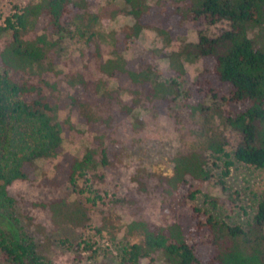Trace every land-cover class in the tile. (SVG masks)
<instances>
[{"label": "trees", "instance_id": "obj_1", "mask_svg": "<svg viewBox=\"0 0 264 264\" xmlns=\"http://www.w3.org/2000/svg\"><path fill=\"white\" fill-rule=\"evenodd\" d=\"M122 16L131 24L107 27ZM148 21L162 24L166 37L181 21L215 32L200 33L196 43L169 56L171 71L179 75L182 61L201 64L195 83L182 92L176 81L158 80L145 60L123 56ZM65 40L79 49L63 72L57 65ZM109 82L115 88L105 95ZM119 91L132 97L121 105L122 119L137 108L161 115L181 96L189 127L182 137L196 146L172 159L169 176L154 177L153 206L162 223L126 224V233L140 241L121 246L116 264H264V196L243 228L192 205L196 191L189 183L212 178L200 151L219 162L213 163L220 169L218 185L235 164L264 171V0H38L14 8L0 22V208L13 205L6 191L13 182L37 179L39 162L51 166L43 183L55 188L107 166L108 149L68 155L62 140L76 124L93 126L91 111ZM64 199L56 207L72 203ZM80 209L75 227L86 220ZM0 226L2 261L50 264L31 238Z\"/></svg>", "mask_w": 264, "mask_h": 264}, {"label": "rangeland", "instance_id": "obj_2", "mask_svg": "<svg viewBox=\"0 0 264 264\" xmlns=\"http://www.w3.org/2000/svg\"><path fill=\"white\" fill-rule=\"evenodd\" d=\"M36 1L0 0V22L10 16L14 8ZM130 24L131 19L122 16L109 21L107 27ZM163 28L160 23L148 21L140 35L128 41L123 56L130 61L145 60L158 74V80L172 79L182 92L195 83L201 64L182 61L183 71L179 75L171 71L169 56L187 44L196 43L200 33L212 35L215 32L196 21L171 25L170 37L162 33ZM77 49L78 44L65 40L57 68L66 72L71 65L68 59L77 60ZM114 88L109 82L103 93H111ZM114 97L109 104L91 111L93 126L76 124L62 140L63 152L68 155L80 157L86 150L108 149L107 166L85 172L73 185L55 188L43 183V178L50 176L51 166L39 162L34 182L16 181L6 189L14 203L10 208H0V223L6 224L13 236L23 234L31 238L37 253L50 264H116L121 246L140 241L137 235L126 233V224L137 219L162 223L153 206L154 177L169 176L172 159L189 153L191 145L196 146L194 139L182 137L188 134L189 127L181 96L161 115H151L137 108L124 119L119 115L121 105L132 97L123 91L115 93ZM200 153L212 178L204 183L189 181L196 191L191 204L216 219L246 228L258 201L264 196V171L235 164L229 175L222 178V185H218L220 169L213 163L220 165L219 162H214L207 152ZM58 198L72 203L56 207ZM211 199L216 200V205L210 203ZM229 202L233 203L232 209L226 206ZM77 204L85 210L82 209L86 218L82 227L74 226L78 222L77 210H81ZM0 264L8 263L0 258Z\"/></svg>", "mask_w": 264, "mask_h": 264}]
</instances>
